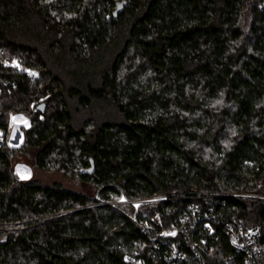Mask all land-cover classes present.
Masks as SVG:
<instances>
[{
	"label": "trees",
	"instance_id": "1",
	"mask_svg": "<svg viewBox=\"0 0 264 264\" xmlns=\"http://www.w3.org/2000/svg\"><path fill=\"white\" fill-rule=\"evenodd\" d=\"M13 114L29 125L0 144V264H155L121 196H165L140 221L194 191L264 194V0H0L3 138ZM27 148L93 193L14 180ZM226 203L264 239V199Z\"/></svg>",
	"mask_w": 264,
	"mask_h": 264
},
{
	"label": "built area",
	"instance_id": "2",
	"mask_svg": "<svg viewBox=\"0 0 264 264\" xmlns=\"http://www.w3.org/2000/svg\"><path fill=\"white\" fill-rule=\"evenodd\" d=\"M10 134L11 125L4 138L0 134V144L5 141L10 145ZM12 178L20 179L15 170ZM227 197L264 199V194L237 189L194 191L185 206L154 211L140 221L137 220L140 209L160 204L164 195L132 200L121 196L119 201L131 206L130 219L143 235L135 242V252L146 249L155 264H264L261 228L245 224L237 212L228 210ZM134 264L146 262L139 257Z\"/></svg>",
	"mask_w": 264,
	"mask_h": 264
},
{
	"label": "rangeland",
	"instance_id": "3",
	"mask_svg": "<svg viewBox=\"0 0 264 264\" xmlns=\"http://www.w3.org/2000/svg\"><path fill=\"white\" fill-rule=\"evenodd\" d=\"M9 121V126L11 125L10 145H17L22 139L23 128L29 125V119L22 114H13L10 115ZM35 151V148H27L11 156V165L18 172L20 179H31L45 185L57 182L72 191L87 194L93 193L91 186L84 184L77 178L65 176L58 171L48 172L36 168L33 165ZM23 170H26V173H23Z\"/></svg>",
	"mask_w": 264,
	"mask_h": 264
},
{
	"label": "water",
	"instance_id": "4",
	"mask_svg": "<svg viewBox=\"0 0 264 264\" xmlns=\"http://www.w3.org/2000/svg\"><path fill=\"white\" fill-rule=\"evenodd\" d=\"M124 4H125L124 1H120V2L117 3V5H116V9L112 12V14H113L114 17H116L117 14H118L119 12H122V11H123ZM37 108H38L40 111H43V110H44V103H40V104L37 106ZM90 162H91V167H90V170H89V171H92L94 165H93V161H92V160H90Z\"/></svg>",
	"mask_w": 264,
	"mask_h": 264
}]
</instances>
